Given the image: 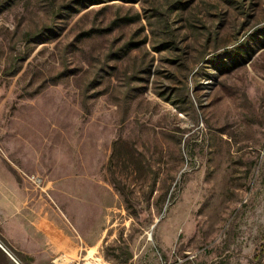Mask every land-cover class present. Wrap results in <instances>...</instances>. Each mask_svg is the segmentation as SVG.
Returning <instances> with one entry per match:
<instances>
[{"label":"rangeland","instance_id":"obj_1","mask_svg":"<svg viewBox=\"0 0 264 264\" xmlns=\"http://www.w3.org/2000/svg\"><path fill=\"white\" fill-rule=\"evenodd\" d=\"M99 2L0 0V186L73 245L39 264H264V0Z\"/></svg>","mask_w":264,"mask_h":264},{"label":"crops","instance_id":"obj_2","mask_svg":"<svg viewBox=\"0 0 264 264\" xmlns=\"http://www.w3.org/2000/svg\"><path fill=\"white\" fill-rule=\"evenodd\" d=\"M15 189V191H13ZM18 190L13 187V194L0 186V213L6 220L1 223L0 236L16 247L24 256L32 259V264H39L42 253L55 254L58 252L59 243L72 248L71 237L65 234L64 229L59 230V221L51 206L36 208L31 205L27 210L25 203L29 202ZM17 191V192H16ZM31 197L30 200H33ZM28 200V201H27ZM16 231L12 233L11 231ZM0 264H17L0 246ZM50 264H56L53 260Z\"/></svg>","mask_w":264,"mask_h":264},{"label":"trees","instance_id":"obj_3","mask_svg":"<svg viewBox=\"0 0 264 264\" xmlns=\"http://www.w3.org/2000/svg\"><path fill=\"white\" fill-rule=\"evenodd\" d=\"M79 2H81L82 0H78ZM100 0H85V3L83 4V7H86L87 5H92V4H96V3H100L99 2ZM125 2H128V1H131V0H123ZM73 10V8H71ZM76 11V10H75ZM54 28H45L43 27L41 30H39L38 32H27L24 34V37L23 39L26 41V43H30L32 41H36V42H44L46 41L47 39H50V37H57V35L59 34V32L57 31H53ZM47 33L48 36H45V32ZM43 35V37H42ZM118 141H115L114 142V148H116V145H117ZM131 154H130V157L132 159V161L134 162L135 159H138V157H135V151L132 149L130 150ZM112 157H114V152L112 154ZM112 164V160L110 162ZM135 166L140 168L142 171H145L144 170V167L142 166V161L141 160H135Z\"/></svg>","mask_w":264,"mask_h":264},{"label":"built area","instance_id":"obj_4","mask_svg":"<svg viewBox=\"0 0 264 264\" xmlns=\"http://www.w3.org/2000/svg\"><path fill=\"white\" fill-rule=\"evenodd\" d=\"M34 182L39 183L40 181L38 179H34ZM0 246L5 250V252L17 263L21 264L14 256L13 254L0 242Z\"/></svg>","mask_w":264,"mask_h":264}]
</instances>
